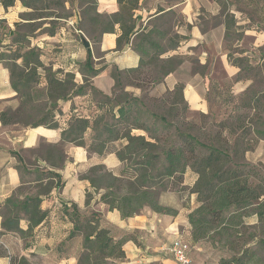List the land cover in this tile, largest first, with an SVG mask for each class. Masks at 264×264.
Instances as JSON below:
<instances>
[{
	"label": "trees",
	"instance_id": "trees-1",
	"mask_svg": "<svg viewBox=\"0 0 264 264\" xmlns=\"http://www.w3.org/2000/svg\"><path fill=\"white\" fill-rule=\"evenodd\" d=\"M16 1L1 0L5 7L14 5ZM21 1L32 9L21 14L27 20L70 16L56 12L64 7L63 0ZM91 3L87 9V13L93 11L89 22L99 23L101 32L113 29L111 19L94 14L95 4ZM126 13L123 12L121 20ZM16 26L21 31L14 33L13 46L8 52L0 53V61L9 67L13 86L21 94L22 102L15 110L0 112L4 124L20 122L33 127H61L63 142L84 146L89 155H105L114 151L124 164L123 168L114 174L105 164L91 166L89 174L84 177L90 180L93 189L87 191V203L98 194L100 201L110 209H119L123 217L142 213L146 209L175 215L178 210L161 203L159 196L164 190L187 189L189 197L196 194L198 202L188 215L191 249L208 241L214 248L230 252L228 256H221L217 264H264V236L252 231V228L264 224V173L260 169L262 163L254 164L245 159V154L264 139V130L254 125L262 122L263 118L236 116V123L229 118L218 122L214 120L215 128L205 140L193 131L195 127L201 129L202 125L187 120L191 109L184 96L183 83H177L162 96L147 100L127 92L113 98L91 84L90 77L97 75L101 69L93 66L90 47L87 59L81 63L82 70H87L89 76L86 75L84 82L79 84L74 73L54 70L52 65H46L41 60L42 50L31 44L29 36L35 35L41 23H17ZM46 31L54 34L55 24L51 23L50 29H40L39 34ZM121 45L122 38L119 37L118 47ZM160 55L161 52L151 55L137 68H115L114 88L121 84L123 77L132 85L144 81L146 68L155 63L160 65V72L153 77V82L160 81L172 70L171 65L160 59ZM229 58L240 68L237 79H241L244 70H254V57H234L230 52ZM43 81L47 83L44 88L41 86ZM85 94L90 96L89 113L65 115L60 101ZM34 111L43 113L37 117ZM202 115L213 117L210 111ZM180 122L185 125H180ZM238 124L242 127L240 132ZM251 130L255 133L253 138L249 137ZM116 142H121V145L116 147ZM49 154L53 159H47H52L54 165L57 164L56 158H64L57 146L50 147ZM18 168L23 174L28 170L21 165ZM189 172L195 175V181L188 187ZM47 174L50 180L36 194L28 193L19 199L17 194L26 189L22 185L1 204L3 220L0 238L7 232H16L27 239L45 220L47 211L41 207V195H48L52 187L62 185V176L58 171L50 170ZM60 207L74 225L68 240L82 239L77 264H118L125 260L123 245L126 237L116 238L100 212L82 213L76 203L61 202ZM252 215L259 223L248 222L247 218ZM24 218L29 221L26 230L20 226ZM12 264L30 262L26 257L13 256Z\"/></svg>",
	"mask_w": 264,
	"mask_h": 264
},
{
	"label": "crops",
	"instance_id": "crops-1",
	"mask_svg": "<svg viewBox=\"0 0 264 264\" xmlns=\"http://www.w3.org/2000/svg\"><path fill=\"white\" fill-rule=\"evenodd\" d=\"M91 1L95 4L94 14L111 19L113 27L97 34L96 42L92 41L89 46L94 54L93 66L101 69L90 81L104 93L111 94L114 89L115 68H137L143 60L160 52V59L171 65L172 70L156 82V93L161 95L177 83H183L191 110L210 111L213 87L218 86L222 77L224 80L220 83L224 87L225 79L231 80L226 86L227 92L232 89L235 94L243 93L250 86V81L237 79L240 68L231 62L229 53L234 57H255L261 53L264 0H63L64 9L72 8L70 16L30 20L21 16L32 10L21 0L9 7L0 0V53L12 48L14 33L21 31L17 23H41L35 35L29 36L31 44L42 50L41 60L54 70L74 73L76 82L83 83L84 77L89 76L81 63L89 54L82 40L83 37L91 39L86 31ZM51 23L55 24L54 34L48 31L39 34L42 28L50 29ZM95 24L102 30L99 23ZM119 37L122 38L120 48ZM22 62L20 59L19 63ZM46 84L43 81L42 88ZM89 99L88 94L75 96L68 101L61 100L60 107L65 115L72 112L87 115ZM21 102L22 96L13 86L9 67L0 61V112L15 110ZM62 130L20 122L4 124L0 116V207L22 185L26 189L17 194L19 199L28 193L36 194L50 180L47 174L50 170L62 176V185L52 187L48 195H41V207L47 211V217L35 227L32 236L25 239L19 233L7 232L0 238V264H12L13 256L26 257L30 264H77L82 239L68 240L74 225L60 207L61 202L76 203L82 213H88L89 206L103 213L115 237H126L123 245L126 258L121 264H182L175 258L171 246L177 238L192 243L188 215L198 206L196 194H192L185 207L176 208L175 215L146 209L123 217L119 209H110L100 201L98 194L87 205L86 190H91V182L79 174L96 164L115 169L122 162L114 151L89 155L86 147L63 142ZM115 145L119 147L121 142ZM53 146L64 154L63 159L56 158V165L49 154ZM48 157L52 159L49 161ZM247 159L264 165V139L247 152ZM19 165L26 167L27 172L21 173ZM119 170L116 168L115 174ZM2 220L0 215V230ZM20 226L28 229L29 221L21 219ZM191 260L190 264H203L196 258Z\"/></svg>",
	"mask_w": 264,
	"mask_h": 264
},
{
	"label": "rangeland",
	"instance_id": "rangeland-1",
	"mask_svg": "<svg viewBox=\"0 0 264 264\" xmlns=\"http://www.w3.org/2000/svg\"><path fill=\"white\" fill-rule=\"evenodd\" d=\"M56 12H58L59 14L61 13V15L66 16L72 13V8L70 10L61 8L57 10ZM88 13H89L88 18H89V16L93 14V11H90ZM86 31L88 35L91 37V39H89L88 37H84V38L88 40L90 44L92 41L96 42L97 34L101 33L99 26H97L96 24H92V23L88 24ZM98 54L99 53L97 52V55ZM159 66L160 65H158L157 63L151 64L150 66H148L145 70V73L143 74V78H145V80L140 83L136 82V84H133V85L129 84L130 80L126 79V77L125 78L123 77L121 84L116 86V88L113 89L110 95L113 98H117L120 95L127 92L135 96L145 97L146 100L147 98L162 96L164 93L161 95H158L156 93L154 88L157 83L153 82V77H155L160 72ZM253 66H254V70L250 72L247 70H244L240 76L241 79H243L244 81L247 80L251 82L250 86L243 93L235 94L234 92L231 91L232 89H228L229 91L227 92L226 86L227 84H229V82H231V80L225 79L224 83L226 86L224 87V85L220 83L221 81L223 83V80H224V78L221 76L222 80L219 81L217 89L215 88V90L211 93L210 112L213 114V117L205 118L202 115L203 112L190 110L187 120L188 121L191 120L193 121V123H196L199 126L202 125L201 129L197 127L193 129L195 133H197L198 135L203 137L205 140H207L210 132H212V130H214L215 128L213 126L214 120L218 122L219 120H223V118H229L230 121H233L234 123H236L237 122L236 116H255L258 118H263L262 122L255 123L254 125H258L259 128L264 130V48H262L261 53H258L257 56L254 57ZM137 84H140V85H137ZM218 88H220V90H218ZM39 105H42V104H39ZM42 113L43 112L34 111V114L37 117L42 115ZM180 125L183 126L185 124L184 122H180ZM237 127L240 132V129L242 127L239 126V124L237 125ZM247 127H248V124H247ZM249 137H252V138L255 137V133L252 130L249 133ZM245 159L249 161L247 159V153L245 154ZM254 164H258V163H254ZM261 165H262V168H260L262 170L261 172L264 173V165L263 164ZM105 166L108 170L112 171L115 174V169L123 168L124 164L122 163L121 166L119 165L115 169L107 165ZM89 169L90 168L88 167L85 171L80 173L79 177L84 178L85 176H87L89 174ZM194 181H195V175L193 173H190L188 175L186 185L189 187L191 186V184L194 183ZM159 199H160V202L163 204L171 205L175 208H182V207H185L186 203L191 200V197H189L187 189L174 188V189L162 191L159 196ZM91 201L87 203V192H86V204L89 205ZM89 211H96V210L92 209L91 206H89L87 208V212ZM101 214L103 215V213ZM247 220L250 224L259 223L257 222V217L255 215L249 216ZM252 231H256L257 234L264 236V224H262L261 226H258V228L256 229L252 228ZM197 248L193 247L191 249L190 256L192 259L194 258L198 259V261L203 264H217L221 256L230 255V252L227 249L222 250L219 248H214L211 245V243L208 241L201 242L200 244H198ZM263 256H264V253H263ZM118 264H121V263H118Z\"/></svg>",
	"mask_w": 264,
	"mask_h": 264
},
{
	"label": "built area",
	"instance_id": "built-area-1",
	"mask_svg": "<svg viewBox=\"0 0 264 264\" xmlns=\"http://www.w3.org/2000/svg\"><path fill=\"white\" fill-rule=\"evenodd\" d=\"M190 250L191 243L183 238H177L171 246L175 258L182 264L191 263Z\"/></svg>",
	"mask_w": 264,
	"mask_h": 264
},
{
	"label": "water",
	"instance_id": "water-1",
	"mask_svg": "<svg viewBox=\"0 0 264 264\" xmlns=\"http://www.w3.org/2000/svg\"><path fill=\"white\" fill-rule=\"evenodd\" d=\"M83 42L84 44L89 47L90 46V42L88 40H86L84 37H83Z\"/></svg>",
	"mask_w": 264,
	"mask_h": 264
}]
</instances>
